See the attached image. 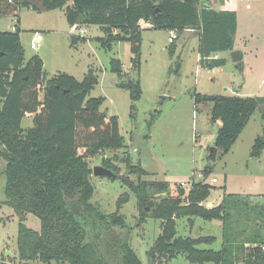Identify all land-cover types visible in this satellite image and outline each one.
I'll return each instance as SVG.
<instances>
[{
	"label": "trees",
	"instance_id": "obj_1",
	"mask_svg": "<svg viewBox=\"0 0 264 264\" xmlns=\"http://www.w3.org/2000/svg\"><path fill=\"white\" fill-rule=\"evenodd\" d=\"M210 1L0 0V16L17 17L14 31H0V145L6 160L5 203L19 216L17 246L22 261L110 264L97 242L102 229L125 226L119 211L127 199L119 197L115 212L110 214L91 201L94 186L90 159L126 146L117 116L101 110L105 98L89 97L98 83L97 75L89 69L82 80L63 72L47 78L42 58L33 55L26 60L22 53L18 10L61 8L73 27L98 25L104 36L96 37V41L105 51L117 42L128 41L131 67L137 76L124 79L119 58H111L110 71L118 77L116 85L129 91L133 111L142 92L139 67L144 22L153 29L175 30L179 34L195 31L200 67L214 69L226 64L225 58L213 55L234 49L236 11L217 9ZM170 44L172 56L175 44ZM175 64L178 71L179 58ZM193 99L195 105L209 103L211 120L221 121L214 149L206 154L209 162L217 160L218 151L224 155L230 150L256 109L263 124L252 155L258 156L264 149V96L195 93ZM27 115L32 117V126L22 128V119ZM102 160L110 169V160ZM127 168V173L138 176L148 173L139 163H127ZM210 172L211 166L203 170L205 176ZM106 177L117 180L118 175L114 172ZM123 180L139 197L141 221L145 220L146 205H152L145 203L148 192L167 194L153 204V216L160 220L161 232L147 251L149 264L161 258L169 261L178 254L195 264H264V202H251L244 195L224 191L217 205L205 208L199 203L208 198L213 188L206 182L193 181L187 192L178 185L177 195L169 196L168 182ZM27 213L39 217V230L24 224ZM181 217H189V221L193 217L220 221L221 247H201L213 244L215 235H178L176 220ZM119 251L121 264H145L129 240L119 243Z\"/></svg>",
	"mask_w": 264,
	"mask_h": 264
},
{
	"label": "rangeland",
	"instance_id": "obj_2",
	"mask_svg": "<svg viewBox=\"0 0 264 264\" xmlns=\"http://www.w3.org/2000/svg\"><path fill=\"white\" fill-rule=\"evenodd\" d=\"M224 1L210 2L219 8L224 5ZM230 1L232 9L237 10L238 27L235 41L237 46L246 45L247 51H253V54L248 52L246 57V61L251 63V68L237 67V63L233 62L225 51L217 52L219 57L227 60L224 66L219 67L221 70L200 67L196 61L195 49L198 36L193 30L177 33L173 43L177 44L179 49L171 56L169 31L153 29L145 23L141 33L139 67L142 92L133 111L130 107L132 101L129 91L116 85L118 77L110 71L111 58H119L125 73L124 79L129 75L137 76L131 67L132 53L128 41L117 42L110 51H105L96 41V37L104 36L103 29L98 25L73 27L66 20L61 8L39 11L32 7H21L18 10L20 22L17 27L25 59L39 55L47 78L63 72L82 80L88 70L93 69L98 83L90 91L89 97H104L101 110L118 118L126 146L120 150H106L91 158L89 164L91 168L95 165L104 166L102 158L109 159L110 170L118 175L117 180L95 176L93 172L90 176L94 186L91 201L102 212H115L118 198L127 199L119 211L125 226L114 225L102 229L100 240L97 242L110 264H121L119 243L125 239L129 240L139 258L149 264L147 251L161 232L160 220L153 216V204L167 196L149 191L148 201L145 203L152 205H146L145 220L141 221L139 197L125 185L123 179L132 183L139 180L168 182L169 196L177 195L178 185L187 192L193 181L206 182L213 188L208 198L199 203L205 208H211L219 202L220 198L217 197L222 194L223 189L229 193L244 195L251 202H264V149L258 156L252 155L255 139L262 132L259 109L250 117L241 138L226 154L222 155L218 151L217 160L211 163L206 154L208 149L214 146L221 121L211 120L209 103L195 105L193 99L195 93L236 94L232 88L238 89L239 93H247V96L264 93V89L259 92L257 88L260 83L264 86V0H238L235 4V0ZM16 19L17 17L12 15L0 16V31H14ZM36 34L40 36V40L36 48H31ZM72 37L77 38V41L74 42ZM178 58L180 67L176 71L175 60ZM244 83L246 87L242 90ZM157 111L159 113L152 121V116ZM21 126H32V117L25 116ZM2 150L0 145V263L66 264L55 261L24 262L19 258V216L5 203L6 160L1 154ZM127 163H139L148 173L139 176L127 173ZM207 166H211V172L205 176L203 170ZM212 178L217 181L211 183ZM181 182L187 185L182 186ZM191 220L189 221V217L176 220L178 235H215L217 239L213 244L201 247H221L220 221H206L199 217H193ZM24 224L34 230L40 229V219L33 213L26 214ZM156 264L195 263L178 254L169 261L161 258Z\"/></svg>",
	"mask_w": 264,
	"mask_h": 264
},
{
	"label": "crops",
	"instance_id": "obj_3",
	"mask_svg": "<svg viewBox=\"0 0 264 264\" xmlns=\"http://www.w3.org/2000/svg\"><path fill=\"white\" fill-rule=\"evenodd\" d=\"M238 0H235L234 1V4L237 2ZM233 8V5H231V1L230 0H225L224 1V5L222 6V7H219V8H217V9H232ZM236 10V9H235ZM236 12H237V10H236ZM236 17H237V14H236ZM16 22V21H15ZM20 22V21H19ZM237 27H238V22H237ZM236 30H237V28H236ZM187 31H191V30H187ZM37 37L40 39V36L39 35H37L36 34V36L34 37V39H37ZM234 49H240L241 51H242V53H243V57H242V60L240 61V62H238L237 63V67H242V66H248V67H250L251 68V63L249 62V61H246V57H247V55H249V53L250 54H253V51L252 50H246L245 48H246V45H239V46H237V44H236V41L234 42ZM197 46H198V42H197ZM197 46H195V49H196V52H197ZM177 48V49H176ZM179 48H178V45L177 44H175V48H174V54H175V50H178ZM249 52V53H248ZM229 53V52H228ZM215 54H217V53H215ZM217 56H218V54H217ZM178 57H179V55H178ZM219 57V56H218ZM198 59H199V54H198V52H197V54H196V61L198 62ZM249 68V69H250ZM198 70L200 69V67H198L197 68ZM216 70L217 71H219V70H221V68H216ZM241 87V86H240ZM245 87H246V84L244 83L243 84V87L241 88L242 90H244L245 89ZM244 88V89H243ZM257 88H258V90H259V92L260 91H262L263 89H264V86L262 85V83H260L258 86H257ZM232 91H234V92H236V94L237 95H241V96H247V93H239V92H237L238 91V89H236V88H232ZM249 96H264V93L263 94H260V95H249ZM249 121H250V119H249ZM249 121H248V123H249ZM247 123V124H248ZM247 124H246V126H247ZM263 124V122L261 123V125ZM245 126V127H246ZM245 127H244V129H245ZM244 129L241 131V133L239 134V136H238V138H237V140H236V142L238 141V139H240L241 138V136H242V133H243V131H244ZM262 129V128H261ZM235 142V143H236ZM234 143V144H235ZM233 144V145H234ZM232 145V146H233ZM232 148V147H231ZM230 148V149H231ZM224 191L226 192V189H223L222 190V194H220L219 195V197H217V198H220V200H219V202L221 201V199H222V195H223V193H224ZM219 202H217V203H215V205H217ZM214 206V205H213ZM216 239H217V237H216ZM220 239H221V234H220Z\"/></svg>",
	"mask_w": 264,
	"mask_h": 264
},
{
	"label": "water",
	"instance_id": "obj_4",
	"mask_svg": "<svg viewBox=\"0 0 264 264\" xmlns=\"http://www.w3.org/2000/svg\"><path fill=\"white\" fill-rule=\"evenodd\" d=\"M22 53H24V50H22ZM229 57L233 62L238 63L242 60L243 53L240 49H233L232 51L229 52ZM213 149H214V146L210 147L208 149V153H210ZM92 170H93V175H95V176L106 177V176H111L114 174V172L112 170H110L109 168H106L102 165H95L92 168ZM209 206H210V204H209Z\"/></svg>",
	"mask_w": 264,
	"mask_h": 264
},
{
	"label": "built area",
	"instance_id": "obj_5",
	"mask_svg": "<svg viewBox=\"0 0 264 264\" xmlns=\"http://www.w3.org/2000/svg\"><path fill=\"white\" fill-rule=\"evenodd\" d=\"M145 24V22L143 23ZM81 32H83L82 29H80ZM177 37V32L175 30H170L169 31V36H168V42L169 43H172L174 42L175 38ZM40 39L37 37V39H34V41L31 43V48H36L37 47V42L39 41ZM214 58H217V54H214L213 55ZM217 181L216 178H212L211 179V183H215ZM181 185L184 186V185H187L185 184L184 182H181ZM190 185V184H189ZM262 250L264 251V246L262 247Z\"/></svg>",
	"mask_w": 264,
	"mask_h": 264
}]
</instances>
